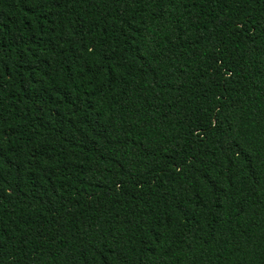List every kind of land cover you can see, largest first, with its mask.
Returning <instances> with one entry per match:
<instances>
[{
  "label": "trees",
  "instance_id": "trees-1",
  "mask_svg": "<svg viewBox=\"0 0 264 264\" xmlns=\"http://www.w3.org/2000/svg\"><path fill=\"white\" fill-rule=\"evenodd\" d=\"M0 264H264V0H0Z\"/></svg>",
  "mask_w": 264,
  "mask_h": 264
}]
</instances>
